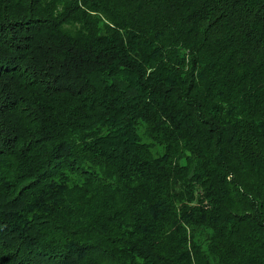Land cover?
Instances as JSON below:
<instances>
[{
    "label": "trees",
    "instance_id": "1",
    "mask_svg": "<svg viewBox=\"0 0 264 264\" xmlns=\"http://www.w3.org/2000/svg\"><path fill=\"white\" fill-rule=\"evenodd\" d=\"M0 264H264V0H0Z\"/></svg>",
    "mask_w": 264,
    "mask_h": 264
}]
</instances>
